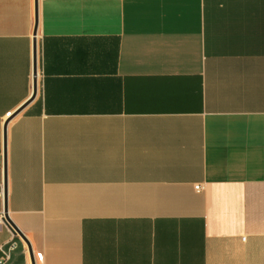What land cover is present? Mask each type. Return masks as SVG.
I'll list each match as a JSON object with an SVG mask.
<instances>
[{"label":"crops","instance_id":"crops-1","mask_svg":"<svg viewBox=\"0 0 264 264\" xmlns=\"http://www.w3.org/2000/svg\"><path fill=\"white\" fill-rule=\"evenodd\" d=\"M2 215L0 264H264V0H0Z\"/></svg>","mask_w":264,"mask_h":264},{"label":"water","instance_id":"water-1","mask_svg":"<svg viewBox=\"0 0 264 264\" xmlns=\"http://www.w3.org/2000/svg\"><path fill=\"white\" fill-rule=\"evenodd\" d=\"M38 27V24L36 25V29ZM38 91V59H37V43L35 42L34 44V93L31 99H33ZM31 100H29L26 104H24L22 107H20L18 110H16L11 116L10 118L7 120L6 126H5V170L7 169V157H6V134H7V125L9 123V121L11 119H13L18 113H20L23 108L30 102ZM5 200H6V204H5V219L8 222V224L11 226V228L18 233L19 235H21L28 243V245L31 248V244L29 242V240L27 239V237L23 234V232L15 225V223L11 220V218L8 215V207H7V177L5 179ZM32 250V248H31Z\"/></svg>","mask_w":264,"mask_h":264},{"label":"built area","instance_id":"built-area-1","mask_svg":"<svg viewBox=\"0 0 264 264\" xmlns=\"http://www.w3.org/2000/svg\"><path fill=\"white\" fill-rule=\"evenodd\" d=\"M196 189H197V190H202V189H203V186H202L201 184H198V185H196ZM3 218H4L3 215L0 216V220H1V221H3ZM12 247H13V246H12ZM8 257H9V253L7 252L6 255H5V259H7Z\"/></svg>","mask_w":264,"mask_h":264}]
</instances>
